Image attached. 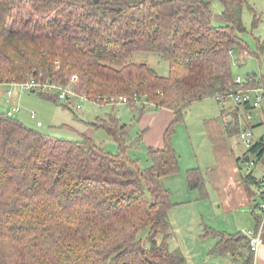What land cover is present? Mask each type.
<instances>
[{"label":"trees","instance_id":"16d2710c","mask_svg":"<svg viewBox=\"0 0 264 264\" xmlns=\"http://www.w3.org/2000/svg\"><path fill=\"white\" fill-rule=\"evenodd\" d=\"M215 1L223 6L219 16L212 12ZM246 9L255 30L261 19L249 0H0V82L41 77L67 84L76 76V92L90 102L125 98L138 119L161 110L174 115L163 148L148 149L152 165L142 171L128 157L129 127L115 115L92 126L114 140V154L93 137L57 139L0 114V264H190L168 245L175 204L163 180L180 173L172 138L192 105L264 89L255 74L235 82L234 52L264 58V39L256 38L252 51L242 38ZM142 53L157 55L168 74L133 61ZM37 96L61 102L57 95ZM239 108L254 110L237 105L230 111V138L253 129ZM263 142L244 157L261 159ZM186 182L200 200L208 199L199 168L187 170ZM252 213L259 227L262 211L257 206ZM210 236L217 242L209 256L253 264L247 235L204 227L203 238Z\"/></svg>","mask_w":264,"mask_h":264},{"label":"rangeland","instance_id":"374dc122","mask_svg":"<svg viewBox=\"0 0 264 264\" xmlns=\"http://www.w3.org/2000/svg\"><path fill=\"white\" fill-rule=\"evenodd\" d=\"M250 4L255 7L256 11L264 12V0H249ZM255 4V5H254ZM262 9V10H261ZM223 11V6L220 2L215 1L212 4V12L215 16L221 15ZM244 24L247 28V32L242 36L246 44L250 47L252 51L256 49V38H261L264 36V17L263 21L259 24L256 30L251 27L252 15L246 9L243 14ZM215 26H220L221 22L219 20H214ZM237 52V51H236ZM235 52L236 54L239 53ZM239 56H237V59ZM135 62H147L154 69H156L160 74H168V65L163 62L157 55L151 54H136L134 56ZM255 58L246 59L245 63H241V66H235L234 75L242 80H246L247 74L255 73L260 79L264 76V67L259 68V65ZM262 75H261V74ZM4 95H0V114H6V112L12 109L16 104L7 103ZM229 102V101H228ZM19 108L21 113H15V119L23 123L26 127L31 129H38L39 132L49 135L57 139H65L71 141H81L80 138L82 134L93 137L95 142L103 147L104 150L111 153H117L118 146L104 131L95 132L92 126L98 121L96 118L107 119L110 115H115L120 122L129 127V141L134 142L132 148L129 150V156L132 160L139 162V167L142 171L149 168L152 163L148 155V146L139 142L137 143V137L142 131L139 129V124L137 113L125 104L109 103L107 105H99L94 102H84L79 103V100L73 99L71 103L58 102L57 104L52 101L42 99L41 97L24 93L20 95L18 99ZM220 104V105H219ZM214 99H208L205 102L194 104L190 107L187 114L184 117L183 122L179 123L175 127V134L172 138V144L176 152L178 153L179 159L182 157L183 163L189 160H195L194 151L195 145L203 144L208 146V141L205 137L206 127L210 126L213 121L221 119L222 105L226 107V104H221ZM81 105V109L77 106ZM67 106V107H66ZM35 115L36 118L31 119V116ZM255 114L253 113V117ZM142 118V117H141ZM259 119H255L256 124ZM36 122H40L42 127H37ZM162 123H158L155 129L152 128L151 131H146L148 134V139H155L158 134L160 135ZM73 128V129H72ZM158 129V130H156ZM254 135V141L257 142L264 137V123H261L254 129H252ZM192 139V143L190 142ZM179 143V147L178 143ZM233 149L237 156H242L246 153L247 147H245L239 137L235 136L231 141ZM187 151V153H186ZM186 153V154H185ZM199 159L202 157L197 154ZM209 155V154H208ZM205 156V161H212V157ZM256 164L242 163V167L245 172L254 171L257 178H261L264 174V155L261 159H256L252 157V161ZM184 175L171 176L163 180L164 186L168 189H174L173 201L176 202L177 207L172 209L170 213V221L172 224L171 237L168 240L169 250L180 251L185 258H187L190 264H226L225 258H220L217 256H209L210 250L215 245V239L213 237H205L203 239L204 227L207 225L209 227L219 226L226 221L232 223V217L226 218L219 216L217 217L216 212L212 211V207L209 205L210 202L205 200H199L196 202H191L199 196V193L195 191H190L186 187V181ZM250 191L252 196L256 193L257 200H262V195L256 185H251ZM194 192V193H192ZM190 195L191 199H186ZM179 201H182L181 203ZM242 219V225L247 226V222L251 220H246L245 217ZM235 222V219H234ZM239 220L235 223H238ZM142 237H146V232H143ZM246 235V234H245ZM161 240V239H160ZM188 262V263H189Z\"/></svg>","mask_w":264,"mask_h":264},{"label":"crops","instance_id":"0c3cea01","mask_svg":"<svg viewBox=\"0 0 264 264\" xmlns=\"http://www.w3.org/2000/svg\"><path fill=\"white\" fill-rule=\"evenodd\" d=\"M255 7H257V6L255 5L254 8ZM258 15L261 19V21H260V23H261L263 21L264 12H262L260 14V12L258 11ZM260 39L263 40L264 36H262ZM236 55L239 56L238 59H237V56H235V52L232 54V56H233L232 57L233 58V68L235 66H241V63H245L246 59L249 60L250 58H255L256 62L258 63L257 65H259V68L262 69V67H264V58L258 59L257 57L251 55V53H249V51L237 53ZM253 74H255V73H253ZM249 75H251V74H247V77ZM262 77L264 78V76H262ZM257 80H258V78H257ZM20 95H23V94H20ZM20 95L11 101V103L14 102L16 104L14 107H16V106L19 107L18 99H19ZM4 98L7 101L6 96H4ZM207 100L208 99H206L202 102H205ZM202 102H200V103H202ZM234 107H236V106L231 101L226 103V107L224 105H222L221 119L217 120V121H213L210 126L206 127L205 137H206L209 145L207 147L204 146L203 144L195 145L196 148H195V151L193 153L195 156V160H189V162L186 161L185 163H183L182 157H181V159H179L180 173L178 175H184V177H185L184 179L186 181L187 170L193 169V168H199L201 170V172L203 173L205 179H206V189H207V192L209 194L208 199L205 201L210 202L209 205L212 207V211L216 212L217 217H219V216L226 217V218L232 217V220H233L232 223L226 221L225 223H223L219 226L209 227L206 225L205 227H209V228L216 230V231L227 232L229 234H236V233L247 234V232H249L251 230H256L259 228V227H257L258 225H257V222L255 220V216L253 215L252 212L254 209L257 208V206L260 208V205L262 203V200H260V199L257 200L256 193L254 194V196L251 195L252 193L250 191H252V190L250 189V187H248V185L249 186L256 185L259 189H261L260 193H261L262 198H263V196H264V174H262L261 178H257V176L254 174V171L245 172L243 167H242V163H247L244 155L237 156L235 153V150L233 149V145L231 143L232 138H230L226 133L225 122L228 120H231L230 118L232 115L230 114V111L234 110ZM263 107L264 106L262 105L261 108L251 111L252 114L253 113L255 114L252 121L249 123V125H252L253 129L255 127H257L258 125H260L261 123H264ZM10 110H8V111H10ZM239 110H240L241 114H243V109L239 108ZM18 113H21V109ZM173 118H174L173 112L169 111V110H161L157 113L144 114V116L141 119H138V122H137V124H139L138 125L139 129L141 128V130H142L141 132H143V134H141V132L139 133V135L140 134L142 135L141 143L144 145H147L148 149L149 148H152L154 150L162 149L163 148V142H164V139H163L164 133H165L167 127L172 122ZM255 119H259L256 124L254 123ZM157 122L162 123L161 128H160V131H161L160 135L158 134V136L155 139H152V138L148 139L149 132L146 133V131H149V130L151 131L152 128L155 129ZM37 123L38 122H36V126H37ZM40 127H42V126H40ZM156 130H158V129H156ZM190 142L192 143V139H190ZM141 143H140V145H141ZM177 143H178V141H177ZM179 146L180 145L178 143L177 148ZM129 152L130 151H128V157L130 158ZM186 153H187V151H186ZM197 154H199L202 158L199 159ZM206 155H208L207 156L208 158L212 157V161L209 160L208 162H206L205 161ZM250 161H252V158H250ZM253 162H255V161L253 160ZM254 164H256V163H254ZM248 175H252L253 178L256 179V181L253 182V179L252 180L249 179V182L246 183L245 178ZM174 176H177V175H173V177ZM169 177H171V176H169ZM166 178H168V177H166ZM186 184H187V182H186ZM186 187L188 188V185H186ZM168 189L170 190L171 195H172V202L175 204V207H177L176 205H179V204H176V202L173 201L174 189L172 190L171 187H169ZM195 192H197V191H195ZM192 193H194V192H192ZM186 199L187 200L191 199L190 195H188L186 197ZM199 200H200L199 196L197 195V198L195 196V199H193V201H191V202H196ZM179 202L181 203L182 201H179ZM259 215H260V213L258 214V216ZM243 217H245L246 220H248V219L251 220L250 222H247L246 227L242 225L241 220L244 219ZM234 219H235V222H236V219H237V221L239 220V222L235 223ZM262 235H263V239H264V227L262 230ZM203 239H205V238H203ZM214 241L216 244L217 240H214ZM173 251H175V250L173 249ZM220 258L227 259L226 264H242L240 258L237 260H235L233 257H228V256L227 257H220ZM187 261L189 262L188 259H187ZM253 264H264V246L260 249L258 254L256 256H254Z\"/></svg>","mask_w":264,"mask_h":264},{"label":"built area","instance_id":"2783aa9c","mask_svg":"<svg viewBox=\"0 0 264 264\" xmlns=\"http://www.w3.org/2000/svg\"><path fill=\"white\" fill-rule=\"evenodd\" d=\"M245 80H242L241 78L237 77L235 79V82L237 84L244 83ZM249 81L253 82L254 77L250 76ZM78 84V78L74 76L69 83L62 84L59 82H53L51 80H45L41 77L35 78L30 77L24 82H14V83H2L0 82V95L3 94L7 98V103H11L12 100H14L16 97H18L20 94L24 93H30V94H43V95H57L59 98V101L71 103L73 99L79 100V103L87 102L88 99L83 94H78L76 92V86ZM232 101L236 106H245L250 105L253 107L254 110L261 108V106L264 104V89L262 87L257 88H250V89H244L237 92H232V94L227 98H217L216 101L218 103H224L225 101ZM119 103L116 104H127V100L125 98H119ZM78 109H81V105L77 106ZM20 111L19 107H14L10 111L7 112V115L9 117H15V113H18ZM242 115H245L247 122H251L253 119L252 113H243ZM32 119H35L36 116L32 115ZM37 126L40 127L42 124L40 122L37 123ZM241 143L247 147V149L251 148L254 144V135L252 130L246 129L243 130L238 135ZM253 161H250L249 164ZM260 208L262 210V222L258 229L251 230L247 232V237L250 241V248L251 252L256 256L260 249L264 246V239L262 235V230L264 227V196L262 198V203L260 205Z\"/></svg>","mask_w":264,"mask_h":264},{"label":"water","instance_id":"95a60500","mask_svg":"<svg viewBox=\"0 0 264 264\" xmlns=\"http://www.w3.org/2000/svg\"><path fill=\"white\" fill-rule=\"evenodd\" d=\"M262 153H264V143H263V146H262V148L260 150V154H262ZM245 160H246L247 163H249L250 162V157L249 156L245 157Z\"/></svg>","mask_w":264,"mask_h":264}]
</instances>
